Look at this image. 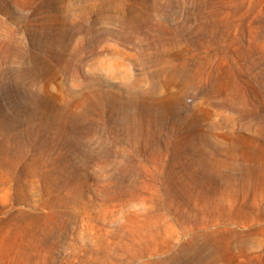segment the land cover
I'll list each match as a JSON object with an SVG mask.
<instances>
[{
	"label": "rangeland",
	"instance_id": "obj_1",
	"mask_svg": "<svg viewBox=\"0 0 264 264\" xmlns=\"http://www.w3.org/2000/svg\"><path fill=\"white\" fill-rule=\"evenodd\" d=\"M22 1L0 0V264H187L208 241L261 264L235 244L261 222L208 209L255 198L264 0Z\"/></svg>",
	"mask_w": 264,
	"mask_h": 264
},
{
	"label": "bare ground",
	"instance_id": "obj_2",
	"mask_svg": "<svg viewBox=\"0 0 264 264\" xmlns=\"http://www.w3.org/2000/svg\"><path fill=\"white\" fill-rule=\"evenodd\" d=\"M35 0H27L22 1L23 4H32ZM92 1V0H91ZM53 2L51 0L47 1L46 7L52 11L57 12L54 7H52ZM102 6L99 8V13L96 14L99 16L98 18H103L105 16H108V1L103 0L101 1ZM68 8H65V11L67 13ZM76 8V7H75ZM58 13V12H57ZM103 20V19H102ZM57 42L52 40L48 41V45L52 47V45H56ZM237 157V156H236ZM262 161V160H261ZM252 162L256 163V160H252ZM260 164V163H259ZM262 169H259L258 167L255 168H248L247 169V175L245 177V180L243 181V185L247 188H251L254 191L255 198L251 205H247L244 208L239 211V213L235 215H229V213L218 211L215 209L211 211L208 209L210 213H216V216H213V220L220 219V217L227 218L228 220L232 222H247L249 220L257 219L259 222H261V227L264 229V161L262 162ZM212 214V215H213ZM233 243V242H232ZM235 244H237L241 248L250 249L252 247L260 248L261 249V264H264V246L262 245V241H259L255 238V236L251 233H242L240 238L235 241ZM198 245V244H197ZM204 246V245H203ZM206 246L209 248L208 254H202L200 250H197V254L194 258L189 260V263L187 264H199L202 262V264H222L221 262H218V260L215 259H208L214 248L216 249V245L214 243H211L210 241L207 242ZM207 249V248H206ZM221 250V247H220ZM165 263V262H164Z\"/></svg>",
	"mask_w": 264,
	"mask_h": 264
}]
</instances>
